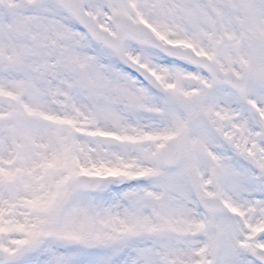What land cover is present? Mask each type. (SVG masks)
I'll use <instances>...</instances> for the list:
<instances>
[{"label": "snow or ice", "instance_id": "obj_1", "mask_svg": "<svg viewBox=\"0 0 264 264\" xmlns=\"http://www.w3.org/2000/svg\"><path fill=\"white\" fill-rule=\"evenodd\" d=\"M0 264H264V0H0Z\"/></svg>", "mask_w": 264, "mask_h": 264}]
</instances>
